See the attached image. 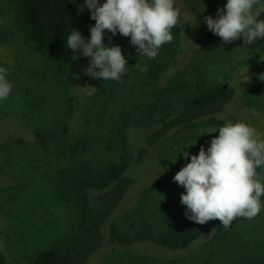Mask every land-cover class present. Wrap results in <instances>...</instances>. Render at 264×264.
I'll list each match as a JSON object with an SVG mask.
<instances>
[{
	"label": "rangeland",
	"instance_id": "obj_1",
	"mask_svg": "<svg viewBox=\"0 0 264 264\" xmlns=\"http://www.w3.org/2000/svg\"><path fill=\"white\" fill-rule=\"evenodd\" d=\"M226 3L175 0L181 12L180 36L172 33L173 41L163 45L155 59L140 56L130 37L117 33L109 40L106 31L104 45L120 46L127 60L117 82L85 75L90 58L79 51H72L64 75L54 73L17 30L11 1L0 0V67L8 70L6 79L13 85L9 98L0 102V245L9 264H26L34 252L74 226L73 208L55 196L60 172L83 164L98 169L117 163L121 155L133 153L146 128L176 112L198 91L219 84L233 87L235 99L220 116L222 126L243 122L264 135V38L251 45L244 44L243 37L225 44L209 31L204 17L218 18L217 10ZM258 19H264V13ZM79 32L89 40L81 28ZM248 76L249 82H243ZM85 86L96 90L80 88ZM219 128L201 123L153 148L152 165L141 168L147 175L112 217L122 235L138 234L142 240L128 248L107 245L87 264H231L264 253V208L252 220L237 218L228 229L212 230L184 253L156 251L153 237L187 220L180 202L185 190L173 182L175 174L201 146L207 150L219 135L212 130ZM37 134L44 137L43 144ZM72 141L84 145L72 153L67 148ZM257 171L264 176V168ZM168 173L171 176H163Z\"/></svg>",
	"mask_w": 264,
	"mask_h": 264
},
{
	"label": "trees",
	"instance_id": "obj_2",
	"mask_svg": "<svg viewBox=\"0 0 264 264\" xmlns=\"http://www.w3.org/2000/svg\"><path fill=\"white\" fill-rule=\"evenodd\" d=\"M10 1L15 25L24 40L54 73L64 75L72 53L66 44L71 30L79 31L81 28L90 39V26L95 24L86 7L84 11L80 10L82 0ZM104 2L100 0L101 5ZM180 31L178 24L172 29L177 38ZM3 35L0 28V37ZM234 99V88L226 84L200 90L184 99L176 112L166 113L155 125L146 128L138 137L133 153L121 155L117 163L98 169L83 164L60 172L55 182V196L58 202L73 208L74 226L47 248L34 252L26 264H87L107 245L128 248L141 241L138 234L122 235L112 217L127 193L141 177L147 175V171H141V168L152 165L151 151L179 130L193 129L201 123L213 128L221 127L225 122L220 116L227 112ZM120 136L123 141V135ZM37 140L44 143L41 134H37ZM83 145V142L72 141L67 148L76 153ZM222 229L218 220L200 225L187 219L165 228L153 238L156 251L170 256L184 253L212 230L219 233ZM0 264H9L1 245ZM231 264H264V253H253Z\"/></svg>",
	"mask_w": 264,
	"mask_h": 264
},
{
	"label": "clouds",
	"instance_id": "obj_3",
	"mask_svg": "<svg viewBox=\"0 0 264 264\" xmlns=\"http://www.w3.org/2000/svg\"><path fill=\"white\" fill-rule=\"evenodd\" d=\"M83 7L95 21L90 26V39L85 40L72 29L67 48L90 58L85 75L104 81L120 82L127 69L121 47L104 45L106 31L111 33L109 40L117 33L130 37L140 56L155 59L160 48L173 41L172 29L181 15L175 0H105L102 5L100 0H85ZM262 13V0H227L225 7L217 10L218 18L206 16L204 23L225 44L243 37L244 44L251 45L264 38V19H258ZM8 75V70L0 67V102L12 93ZM249 79L248 76L243 82ZM80 88L96 90L89 86ZM215 132L218 137L211 140L207 150L201 146L198 155H191L173 182L185 190L180 202L186 206L187 219L200 225L219 220L228 229L237 218L252 220L264 208V176L257 171L264 168V135L246 123L232 121L211 133ZM195 144L196 140L191 146ZM182 155L189 158L186 150Z\"/></svg>",
	"mask_w": 264,
	"mask_h": 264
}]
</instances>
